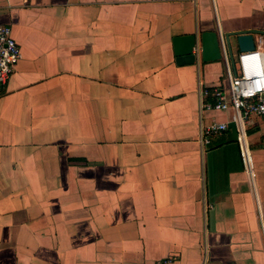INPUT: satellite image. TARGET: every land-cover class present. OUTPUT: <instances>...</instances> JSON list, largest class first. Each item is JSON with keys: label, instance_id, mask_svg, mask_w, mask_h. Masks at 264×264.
Segmentation results:
<instances>
[{"label": "crops", "instance_id": "crops-1", "mask_svg": "<svg viewBox=\"0 0 264 264\" xmlns=\"http://www.w3.org/2000/svg\"><path fill=\"white\" fill-rule=\"evenodd\" d=\"M0 25L21 48L0 84V264H264V118L243 121L251 180L234 112L204 106L226 42L184 66L173 42L251 31L264 53V0H0Z\"/></svg>", "mask_w": 264, "mask_h": 264}, {"label": "built area", "instance_id": "built-area-1", "mask_svg": "<svg viewBox=\"0 0 264 264\" xmlns=\"http://www.w3.org/2000/svg\"><path fill=\"white\" fill-rule=\"evenodd\" d=\"M224 41V40H223ZM227 45V44H226ZM225 48L226 74L215 90L216 102L206 103L207 109L233 111L238 124V146L244 171L254 180V166L246 129L243 121L255 115L264 118V53L261 51L239 52L231 64ZM21 58V48L13 37L12 28L0 25V84L6 85L15 72ZM207 95L208 92H205ZM228 126L214 123L204 128L209 139L223 133Z\"/></svg>", "mask_w": 264, "mask_h": 264}, {"label": "water", "instance_id": "water-1", "mask_svg": "<svg viewBox=\"0 0 264 264\" xmlns=\"http://www.w3.org/2000/svg\"><path fill=\"white\" fill-rule=\"evenodd\" d=\"M255 34L256 32L251 31L237 32L227 34L225 39H220L216 32L203 33L199 37L196 34L176 37L173 41L176 64L178 66L192 65L198 60L199 55H201L204 62L220 60L222 40L226 42L232 59L234 58L233 39L239 52H254L257 49Z\"/></svg>", "mask_w": 264, "mask_h": 264}]
</instances>
